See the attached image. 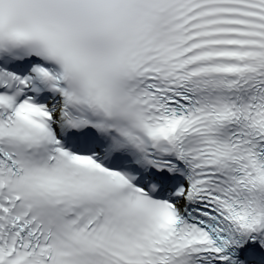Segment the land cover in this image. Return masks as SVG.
Returning <instances> with one entry per match:
<instances>
[{"label": "snow or ice", "instance_id": "6c2138e0", "mask_svg": "<svg viewBox=\"0 0 264 264\" xmlns=\"http://www.w3.org/2000/svg\"><path fill=\"white\" fill-rule=\"evenodd\" d=\"M0 264H264V0H0Z\"/></svg>", "mask_w": 264, "mask_h": 264}]
</instances>
